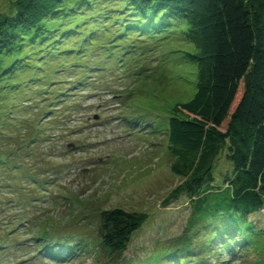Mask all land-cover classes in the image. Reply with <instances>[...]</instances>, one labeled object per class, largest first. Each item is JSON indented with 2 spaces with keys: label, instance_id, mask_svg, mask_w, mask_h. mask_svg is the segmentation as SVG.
<instances>
[{
  "label": "rangeland",
  "instance_id": "obj_1",
  "mask_svg": "<svg viewBox=\"0 0 264 264\" xmlns=\"http://www.w3.org/2000/svg\"><path fill=\"white\" fill-rule=\"evenodd\" d=\"M123 1L63 0L22 34L4 26L13 0H0V264H157L149 255L186 233L189 197L165 204L184 182L171 170L168 120L196 94L187 53L197 48L182 29H126ZM217 163L221 182L230 163L224 153ZM117 208L143 224L110 256L102 213ZM250 219L256 241L239 253L199 250L201 264H264V209Z\"/></svg>",
  "mask_w": 264,
  "mask_h": 264
},
{
  "label": "trees",
  "instance_id": "obj_2",
  "mask_svg": "<svg viewBox=\"0 0 264 264\" xmlns=\"http://www.w3.org/2000/svg\"><path fill=\"white\" fill-rule=\"evenodd\" d=\"M62 2L13 0L4 26L12 33L39 30ZM125 8L133 12L117 22L133 33L151 37L182 29L181 37L197 48L187 53L198 67L196 94L169 108L171 170L184 182L165 199L186 194L191 213L186 233L149 257L157 264H201L199 250L211 253L215 244L239 253L262 235L250 216L264 209V0H129ZM8 32L0 31L1 40ZM223 153L231 170L218 182ZM141 215L122 208L102 213L101 241L110 256L129 248ZM201 232L205 240L197 245Z\"/></svg>",
  "mask_w": 264,
  "mask_h": 264
}]
</instances>
